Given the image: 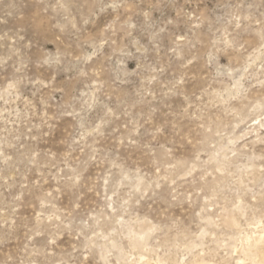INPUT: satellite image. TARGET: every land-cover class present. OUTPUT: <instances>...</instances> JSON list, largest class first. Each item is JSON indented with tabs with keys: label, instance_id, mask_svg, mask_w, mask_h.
<instances>
[{
	"label": "rangeland",
	"instance_id": "rangeland-1",
	"mask_svg": "<svg viewBox=\"0 0 264 264\" xmlns=\"http://www.w3.org/2000/svg\"><path fill=\"white\" fill-rule=\"evenodd\" d=\"M263 259L264 0H0V264Z\"/></svg>",
	"mask_w": 264,
	"mask_h": 264
},
{
	"label": "bare ground",
	"instance_id": "bare-ground-1",
	"mask_svg": "<svg viewBox=\"0 0 264 264\" xmlns=\"http://www.w3.org/2000/svg\"><path fill=\"white\" fill-rule=\"evenodd\" d=\"M231 225V224H230ZM263 258V257H262ZM264 260V259H263ZM202 264V263H201Z\"/></svg>",
	"mask_w": 264,
	"mask_h": 264
}]
</instances>
